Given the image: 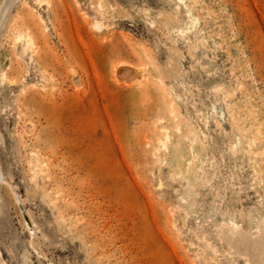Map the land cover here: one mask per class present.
I'll use <instances>...</instances> for the list:
<instances>
[{"label": "rangeland", "instance_id": "1", "mask_svg": "<svg viewBox=\"0 0 264 264\" xmlns=\"http://www.w3.org/2000/svg\"><path fill=\"white\" fill-rule=\"evenodd\" d=\"M0 177V264H264V0H0Z\"/></svg>", "mask_w": 264, "mask_h": 264}, {"label": "bare ground", "instance_id": "2", "mask_svg": "<svg viewBox=\"0 0 264 264\" xmlns=\"http://www.w3.org/2000/svg\"><path fill=\"white\" fill-rule=\"evenodd\" d=\"M2 175V174H1ZM3 177V176H2ZM2 177H0V179L2 180V181H4V179L2 178ZM5 182V181H4ZM15 195V194H14ZM22 204V203H21ZM32 223V222H31ZM32 227V226H31ZM232 233V232H231Z\"/></svg>", "mask_w": 264, "mask_h": 264}]
</instances>
